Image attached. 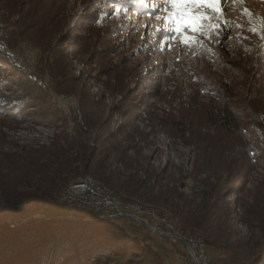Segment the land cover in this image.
I'll return each instance as SVG.
<instances>
[{
	"label": "rangeland",
	"instance_id": "rangeland-1",
	"mask_svg": "<svg viewBox=\"0 0 264 264\" xmlns=\"http://www.w3.org/2000/svg\"><path fill=\"white\" fill-rule=\"evenodd\" d=\"M227 8L229 12L223 17L230 35L221 50L217 36L207 27L209 21L200 31L182 28L169 32L163 17L174 14L176 9L167 0H0V28L7 24L5 30L13 36L16 47L10 48L3 39L0 46L16 68L33 79L28 84L37 82L49 96L48 102L30 103L17 81V71L0 58V108L20 109L17 118L0 117V150L24 154L30 149L50 147L65 134L75 136L79 124L83 125L90 153L72 167L84 171L89 162L100 166L96 169H100L99 173H87L80 179L90 178L106 187L121 204H138L155 215L163 211L159 215L165 218L181 203L175 193L200 200V180L205 175L193 176L195 146L188 144L191 138L187 135V139L177 137L175 124L193 114L198 104H209V95L222 96L224 82L229 80H235L228 88L229 96L238 104L245 105L254 98L264 101V0H229ZM185 9L196 6L187 5ZM198 11L208 15L212 10L200 7ZM20 45L29 48L17 47ZM32 45L41 47L37 59L32 55ZM86 111L92 112L95 122L101 125H86ZM60 144L67 147L64 141ZM263 150L264 139H260L254 148L255 163L245 178L241 180L240 173H235L220 184L216 197L220 212L213 211L212 220L227 211V226L212 221L200 236H209L228 247L241 240L249 248L250 260L257 264H264ZM67 155L80 156L79 145L69 147ZM94 167L92 164L90 169ZM101 176L106 180L99 179ZM78 180L59 183V192L43 202L52 209L40 210L45 216L37 219L98 220L110 215L56 202L63 190ZM144 195L150 197L149 201L141 198ZM3 207L0 190V208ZM253 208L262 209L263 219L247 226L241 218ZM81 215L89 218L81 219ZM143 218L156 228H164L152 217L144 214ZM19 222L9 221L15 225ZM117 222L128 230L134 226L135 234L150 242L169 263L190 264L177 237L156 234L126 217ZM93 234L89 226L78 224L56 242L47 239L42 243L44 251H35V246L31 250L39 264H48L47 256H51L52 263L68 257L72 264L77 252L75 244L80 249L91 246L94 242L89 237ZM37 237L30 236L33 241ZM9 245L0 251V262L14 251ZM108 249L98 252L97 258L91 255V263L132 264L142 253L128 255V250L121 247ZM204 250L209 257L215 252L205 244ZM14 264L24 262L19 259Z\"/></svg>",
	"mask_w": 264,
	"mask_h": 264
},
{
	"label": "trees",
	"instance_id": "trees-1",
	"mask_svg": "<svg viewBox=\"0 0 264 264\" xmlns=\"http://www.w3.org/2000/svg\"><path fill=\"white\" fill-rule=\"evenodd\" d=\"M228 3L229 0H217L215 7L217 11L215 13L209 11L208 13L211 16L208 21L213 26L209 29L212 35L217 36L215 40L217 39L219 43L217 46L221 50L225 49L222 44L230 35L229 27L223 17L229 12ZM41 23L43 24V22ZM5 27L0 28V39L7 41L6 43L10 48H15L16 44H12L15 42L13 36L5 30ZM31 41L30 39V43ZM17 47L29 48V46L23 45ZM30 48L33 51V57L39 58L42 52L40 45H32ZM5 51V48L0 46V58L9 61L14 68L13 70L17 71V81L27 93L28 101L30 103H35L37 100L48 102L47 92L42 91L37 82H34L35 86L34 84L29 85L28 81L33 79L29 78L22 69L16 68ZM58 77L55 79H59ZM230 81L235 83V80H229L228 83L224 82L225 87L222 96L219 94L209 95V104L204 107L202 104H198L199 106L195 107L193 114L185 117L183 121L181 119L177 123L175 122L177 137L187 139L188 136L191 138V142L188 144L191 143L195 146L196 160L193 166V176L196 177L202 173L205 175V178L200 180L202 187L200 200L185 198L182 194L175 193L181 203L176 204L168 214H165L176 228L188 235L202 237L209 229L208 223L215 220L219 221L220 225L227 226L229 215L227 211H221V215L219 213V216L212 220L213 211L220 212L217 208L218 200L216 198L222 188L220 184L235 173H240L239 179L245 178L250 165L255 163L254 148L258 146L260 139H264V101L262 98H254L245 105L238 104L232 100L231 95L229 96ZM54 85L57 86L56 82ZM19 110L13 111V106L2 107L0 108V117L4 120L17 118L20 114ZM84 123L93 128L101 125L99 121L95 122L93 113L88 111L84 114ZM82 126L76 125L75 136L69 138L65 134L50 147L30 149L24 154H9L0 150V190L4 200V207L0 208V218L3 216H25L34 210H50L52 208L44 206L43 202L48 196L59 192L61 188L59 183L65 184L80 179L81 175L100 172V169L96 170L97 167L100 168L97 162L86 164L84 171L79 170L78 166L72 167V163L78 159L83 160L90 153ZM62 141L67 144V147L60 144ZM75 143L80 147V156L72 158L67 155V151ZM92 164L95 167L90 169ZM99 179L106 180L103 176ZM137 195L141 196V194ZM141 198L147 201L150 199V197L149 199L146 198L145 195ZM159 214H164V212L160 211ZM247 214V217L241 218L247 226L252 221L259 222L263 219L262 209L253 208L252 212ZM100 217L104 219L61 220L52 217L46 220L28 219L19 222L17 225L5 223L0 226V251L8 244L14 248V251L6 255L0 264H14L19 259L24 264H39L35 261V251H44L45 245L42 243H46L47 239L58 241L62 238L61 236L67 235L78 224L89 226L93 230L92 236L94 237L90 236L89 239L94 243L84 249H80L75 244L77 252L74 256V264H92L91 255L97 258L98 252L109 250L108 248L111 249L112 247L128 250V255L142 252L140 259L132 264H171L150 242L142 241L135 234L134 226L128 230L122 223L117 222L118 218L114 219L110 215ZM32 235H38V240H31L30 236ZM203 241L206 246L215 249L208 264H257L256 261L250 260L249 248L241 240L229 247L217 244L209 236H205ZM33 246H35V251L31 250ZM52 247L49 251L51 255ZM47 258L49 259L48 264H69L68 257H63L62 260H56L53 263L51 256H47Z\"/></svg>",
	"mask_w": 264,
	"mask_h": 264
},
{
	"label": "built area",
	"instance_id": "built-area-1",
	"mask_svg": "<svg viewBox=\"0 0 264 264\" xmlns=\"http://www.w3.org/2000/svg\"><path fill=\"white\" fill-rule=\"evenodd\" d=\"M57 200L73 206L91 208L97 214L106 211L114 219L126 217L132 221L146 225L156 234L177 237L184 242L183 245L190 264H208L209 262V255L205 252L204 248H200V241L203 240H190L185 232L169 224L165 216L155 215L153 211L140 209L137 205L121 204L116 195L110 194L103 187L94 185L92 181H88V178L78 180L75 185H69L66 190H63V193ZM123 208L128 211H123ZM144 214L164 224V228H156L151 225L146 218H143Z\"/></svg>",
	"mask_w": 264,
	"mask_h": 264
},
{
	"label": "snow or ice",
	"instance_id": "snow-or-ice-1",
	"mask_svg": "<svg viewBox=\"0 0 264 264\" xmlns=\"http://www.w3.org/2000/svg\"><path fill=\"white\" fill-rule=\"evenodd\" d=\"M143 2V0H142ZM175 9V13L168 14L163 17L166 23L169 25L167 30L169 32L176 31L179 32L182 28H189L191 31H200L205 27V21L211 19V16L201 13L198 11L200 7H205L211 9L214 13L217 11L214 5L217 0H167ZM187 5H194L196 9H185ZM160 19V17H157ZM225 23H227L225 21ZM171 25H178L179 27L173 29ZM207 27L212 28L211 24ZM185 39H194L193 37H185Z\"/></svg>",
	"mask_w": 264,
	"mask_h": 264
},
{
	"label": "water",
	"instance_id": "water-1",
	"mask_svg": "<svg viewBox=\"0 0 264 264\" xmlns=\"http://www.w3.org/2000/svg\"><path fill=\"white\" fill-rule=\"evenodd\" d=\"M56 202H58V203H62L61 201H59V200H57L56 199ZM66 203V202H65ZM64 203V204H65ZM67 205H70V204H68V203H66ZM70 206H73V205H70ZM47 207V206H46ZM74 207H76V206H74ZM84 214H86V213H84ZM45 215L43 214V213H41L40 212V210H34V211H32V212H30L29 214H27V215H25V216H18V217H14V216H3L2 218H0V226L1 225H3V224H5V223H9V221L10 220H16V221H20V222H22V221H24V220H28V219H33V218H42V217H44ZM88 218H89V216H87ZM87 217H85V216H80L79 218H87ZM75 218V217H74ZM150 229V228H149ZM181 241V240H180ZM183 244H184V242L183 241H181Z\"/></svg>",
	"mask_w": 264,
	"mask_h": 264
},
{
	"label": "bare ground",
	"instance_id": "bare-ground-1",
	"mask_svg": "<svg viewBox=\"0 0 264 264\" xmlns=\"http://www.w3.org/2000/svg\"><path fill=\"white\" fill-rule=\"evenodd\" d=\"M88 181H92L90 178L88 179ZM93 182V181H92ZM94 183V185H96V186H98V187H103V188H105V189H107L106 187H104V186H102V185H98V184H96L95 182H93ZM76 184V182L75 183H72V184H70V185H75ZM108 190V189H107ZM109 191V193L110 194H113L110 190H108ZM115 195V194H114ZM127 204H129V203H127ZM137 206H138V204H137ZM140 209H146V208H142V207H140V206H138ZM152 211V210H151ZM154 213V212H153ZM157 215H159L158 213H157ZM167 219V218H166ZM168 220V219H167ZM168 222H169V224H171V222L168 220ZM189 239L190 240H203L200 236H189ZM200 248H204V241H200Z\"/></svg>",
	"mask_w": 264,
	"mask_h": 264
}]
</instances>
